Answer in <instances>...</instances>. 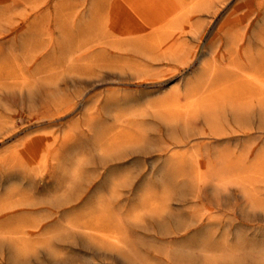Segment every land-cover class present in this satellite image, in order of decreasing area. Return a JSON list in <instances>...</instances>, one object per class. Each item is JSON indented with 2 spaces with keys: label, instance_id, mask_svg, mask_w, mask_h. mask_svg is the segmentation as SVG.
<instances>
[{
  "label": "rangeland",
  "instance_id": "rangeland-1",
  "mask_svg": "<svg viewBox=\"0 0 264 264\" xmlns=\"http://www.w3.org/2000/svg\"><path fill=\"white\" fill-rule=\"evenodd\" d=\"M0 264H264V0H0Z\"/></svg>",
  "mask_w": 264,
  "mask_h": 264
},
{
  "label": "bare ground",
  "instance_id": "bare-ground-1",
  "mask_svg": "<svg viewBox=\"0 0 264 264\" xmlns=\"http://www.w3.org/2000/svg\"><path fill=\"white\" fill-rule=\"evenodd\" d=\"M219 14V13H218ZM37 211V210H36Z\"/></svg>",
  "mask_w": 264,
  "mask_h": 264
}]
</instances>
